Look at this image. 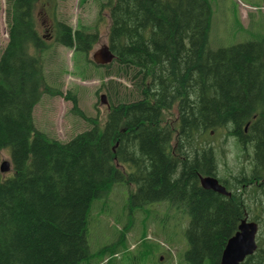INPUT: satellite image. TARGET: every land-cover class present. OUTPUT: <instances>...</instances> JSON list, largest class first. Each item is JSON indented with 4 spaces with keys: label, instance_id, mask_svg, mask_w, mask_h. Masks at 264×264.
Masks as SVG:
<instances>
[{
    "label": "trees",
    "instance_id": "16d2710c",
    "mask_svg": "<svg viewBox=\"0 0 264 264\" xmlns=\"http://www.w3.org/2000/svg\"><path fill=\"white\" fill-rule=\"evenodd\" d=\"M36 1L5 0L0 152L9 149L12 172H0V264H116L126 226L118 240L96 252L86 232L94 200L120 182L134 186L130 206L166 201L188 214L187 264H220L243 218L257 222V246L239 264H264L260 46L249 40L210 48L208 0H105L100 7H108L107 46L114 58L91 66L103 68L101 79L125 78L131 91L124 92L117 79L101 82L108 110L100 122L83 113L69 90L64 98L88 126L59 140L40 130L33 117L43 93L63 95L45 81L50 47L37 27ZM53 17L58 45L88 54L98 41L96 28H73ZM174 106V121L163 123V111ZM217 131L240 146L225 172L211 139ZM205 175L230 194L203 188L199 178Z\"/></svg>",
    "mask_w": 264,
    "mask_h": 264
},
{
    "label": "rangeland",
    "instance_id": "374dc122",
    "mask_svg": "<svg viewBox=\"0 0 264 264\" xmlns=\"http://www.w3.org/2000/svg\"><path fill=\"white\" fill-rule=\"evenodd\" d=\"M208 1L211 7L210 48L251 40L262 49L264 60V0ZM102 2L105 0H37L34 7L39 33L50 47L45 53V81L59 88L63 95L43 93L33 108V117L40 130L59 140H68L88 126L84 118L71 111V100L64 98L69 90L76 96L83 113L97 116L100 122L108 110L107 95L101 88V82L109 78L117 79L126 87L124 92L131 91V84L125 78L104 75L101 79L98 74L103 72V68L93 69L91 66L90 61H95V52L107 45L108 41L109 11L106 5L100 7ZM5 7V0H0V51L8 39ZM53 15L66 19L73 28L82 25L98 30V41L88 54L75 53L73 49L55 42ZM176 115L175 106L164 110L162 122L171 125ZM222 133H212L211 139L218 146L216 155L219 168L225 172L228 166L234 164L240 146L232 138H224ZM2 160H10L9 149L1 150L0 162ZM11 172L10 168L1 173L6 176ZM130 190H134V186L116 183L104 196L94 200L86 232L91 252L118 240L126 226L125 239L119 242L123 244L119 245L122 248L116 253V264H187L184 251L188 244L184 232L188 214L176 212L168 207L166 201L130 206ZM104 256L100 259L102 262Z\"/></svg>",
    "mask_w": 264,
    "mask_h": 264
},
{
    "label": "water",
    "instance_id": "95a60500",
    "mask_svg": "<svg viewBox=\"0 0 264 264\" xmlns=\"http://www.w3.org/2000/svg\"><path fill=\"white\" fill-rule=\"evenodd\" d=\"M95 62L98 64H106L114 58V54L105 45L95 52L93 55ZM104 96H101L103 102ZM11 168L10 161L2 160L0 162V172H6ZM200 184L203 188L211 189L220 194L229 195L230 192L219 183L216 177L205 175L200 176ZM258 224L255 221L243 218L238 224L235 233L230 236L222 251L220 264H239L246 256L252 254L256 249V234Z\"/></svg>",
    "mask_w": 264,
    "mask_h": 264
}]
</instances>
